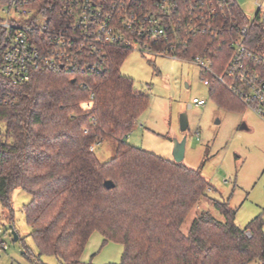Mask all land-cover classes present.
Returning <instances> with one entry per match:
<instances>
[{
	"label": "trees",
	"instance_id": "16d2710c",
	"mask_svg": "<svg viewBox=\"0 0 264 264\" xmlns=\"http://www.w3.org/2000/svg\"><path fill=\"white\" fill-rule=\"evenodd\" d=\"M234 15L239 26L249 24L238 4ZM246 44L264 50L258 19ZM209 51L221 73L231 51L220 40L200 36L183 56L193 59ZM110 54L104 74L40 70L22 85L0 74V87L15 98L13 105L0 107V205L11 222L12 194L21 188L32 197L23 211L40 257L54 256L60 264H93L82 256L95 232L104 245L124 246L119 264H264L263 220L241 228L229 202L210 200L224 221L204 212L183 231L211 184L201 172L127 142L150 96L122 74L131 52ZM210 79V96L220 107L247 109ZM106 141L116 144V153L102 163L91 149ZM107 181L114 187L108 189ZM40 257L37 263L43 264Z\"/></svg>",
	"mask_w": 264,
	"mask_h": 264
},
{
	"label": "built area",
	"instance_id": "2783aa9c",
	"mask_svg": "<svg viewBox=\"0 0 264 264\" xmlns=\"http://www.w3.org/2000/svg\"><path fill=\"white\" fill-rule=\"evenodd\" d=\"M255 2L254 20L239 26L236 0H0V74L12 85L40 70L104 74L110 50L140 51L197 65L205 86L217 80L264 120V50L246 44L254 22L264 25V0ZM200 36L230 49L221 73L212 51L183 56ZM14 103L0 87V107Z\"/></svg>",
	"mask_w": 264,
	"mask_h": 264
},
{
	"label": "rangeland",
	"instance_id": "374dc122",
	"mask_svg": "<svg viewBox=\"0 0 264 264\" xmlns=\"http://www.w3.org/2000/svg\"><path fill=\"white\" fill-rule=\"evenodd\" d=\"M236 2L246 16L254 20L258 10L255 0ZM122 74L134 81L139 92L150 96V106L127 142L175 162V146L185 140L183 164L201 172L211 184L206 197L187 218L183 231L204 212L224 221L210 200L229 202L237 212L236 223L241 228L258 217L264 223V120L249 108L227 111L220 107L211 98L209 87L204 85L201 69L188 61L133 51L123 64ZM194 99L204 100L206 105L197 107ZM182 115L189 121L185 132L180 127ZM94 151L105 163L115 156L116 144L106 141ZM12 200L13 222L0 205V246L2 243L7 246V250L0 248V264H39V251L23 211L32 197L17 188ZM13 233L19 237L18 241L14 240ZM123 253V245H104L103 236L95 232L82 258L86 263L119 264ZM40 259L43 264H60L54 256Z\"/></svg>",
	"mask_w": 264,
	"mask_h": 264
},
{
	"label": "water",
	"instance_id": "95a60500",
	"mask_svg": "<svg viewBox=\"0 0 264 264\" xmlns=\"http://www.w3.org/2000/svg\"><path fill=\"white\" fill-rule=\"evenodd\" d=\"M72 82L75 83V80H73ZM180 127H181L182 132H185L188 130L189 121L186 115L181 116ZM185 146H186L185 140L175 146V162L176 163H183L184 158H185ZM105 185L108 189H111L114 187V184L111 181H107ZM13 234H14V240L18 241L19 237L15 233Z\"/></svg>",
	"mask_w": 264,
	"mask_h": 264
},
{
	"label": "crops",
	"instance_id": "0c3cea01",
	"mask_svg": "<svg viewBox=\"0 0 264 264\" xmlns=\"http://www.w3.org/2000/svg\"><path fill=\"white\" fill-rule=\"evenodd\" d=\"M83 257V256H82ZM82 261L84 262L83 258H82ZM86 263V262H85Z\"/></svg>",
	"mask_w": 264,
	"mask_h": 264
}]
</instances>
